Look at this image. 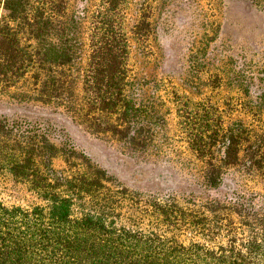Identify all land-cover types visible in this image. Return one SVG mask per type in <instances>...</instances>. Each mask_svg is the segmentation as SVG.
I'll list each match as a JSON object with an SVG mask.
<instances>
[{"label": "trees", "instance_id": "16d2710c", "mask_svg": "<svg viewBox=\"0 0 264 264\" xmlns=\"http://www.w3.org/2000/svg\"><path fill=\"white\" fill-rule=\"evenodd\" d=\"M127 1L99 0L86 26L88 7L78 13L71 0H0V87L30 83L21 99L27 106L37 100L53 104V113L72 111L91 132L117 137L134 156L150 155L159 121L128 92ZM146 22L134 24L136 37ZM187 135L204 162L191 180L197 188L225 186L229 169L264 180V147L241 120ZM41 138L17 147L2 141L4 166L42 202L0 200V264H264V194L145 198L68 137L62 146L47 133ZM59 154L61 169L52 162Z\"/></svg>", "mask_w": 264, "mask_h": 264}, {"label": "rangeland", "instance_id": "374dc122", "mask_svg": "<svg viewBox=\"0 0 264 264\" xmlns=\"http://www.w3.org/2000/svg\"><path fill=\"white\" fill-rule=\"evenodd\" d=\"M71 1L78 13L88 7V26L99 0ZM124 10L131 42L128 92L150 115L160 117L154 118L159 121L153 142L157 153L134 156L117 137L91 132L76 122L72 111L53 113V104L36 100L27 106L30 103L21 99L32 88L30 83L7 91L0 87V121L5 126L0 128V149L2 141L17 147L32 137L41 145L45 133L59 146L68 137L145 198L172 192L180 198L190 193L224 197L235 189L264 194L261 177L238 169L226 172L225 186L219 189L197 188L191 180L198 181L204 162L190 149L187 135L217 121L226 127L241 120L254 144L264 147V0H128ZM4 13L1 5L0 20ZM143 19L146 28L138 38L133 26ZM1 156L0 200L42 202L4 166ZM52 162L57 169L65 167L60 154ZM149 223L145 218L141 224L148 228Z\"/></svg>", "mask_w": 264, "mask_h": 264}]
</instances>
